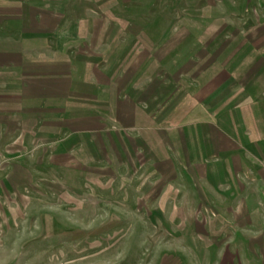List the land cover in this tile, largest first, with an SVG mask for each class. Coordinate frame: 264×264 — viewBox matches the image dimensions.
I'll return each instance as SVG.
<instances>
[{
    "label": "rangeland",
    "instance_id": "rangeland-1",
    "mask_svg": "<svg viewBox=\"0 0 264 264\" xmlns=\"http://www.w3.org/2000/svg\"><path fill=\"white\" fill-rule=\"evenodd\" d=\"M0 40L30 41L0 60V264H264L121 127L192 78L258 96L264 0H0Z\"/></svg>",
    "mask_w": 264,
    "mask_h": 264
},
{
    "label": "crops",
    "instance_id": "crops-1",
    "mask_svg": "<svg viewBox=\"0 0 264 264\" xmlns=\"http://www.w3.org/2000/svg\"><path fill=\"white\" fill-rule=\"evenodd\" d=\"M6 41L0 40V60L30 43ZM192 79L175 99L178 108L166 111L163 127L151 125L150 109L141 106L138 114L133 108L130 126L121 127L131 128L135 147L150 168L168 176L179 201L204 208L206 221L231 223L224 215L232 213L243 248L264 250V89L254 97L240 93L232 101L230 86L199 88ZM259 80L253 86L264 88Z\"/></svg>",
    "mask_w": 264,
    "mask_h": 264
}]
</instances>
